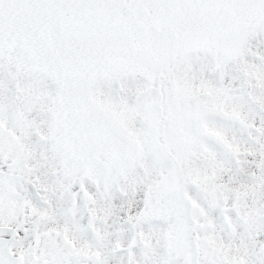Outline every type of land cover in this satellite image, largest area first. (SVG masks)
<instances>
[{
  "label": "snow or ice",
  "instance_id": "obj_1",
  "mask_svg": "<svg viewBox=\"0 0 264 264\" xmlns=\"http://www.w3.org/2000/svg\"><path fill=\"white\" fill-rule=\"evenodd\" d=\"M0 264H264V0H0Z\"/></svg>",
  "mask_w": 264,
  "mask_h": 264
}]
</instances>
